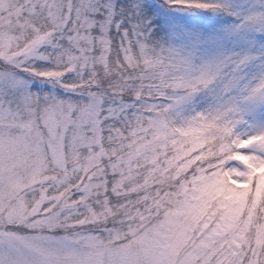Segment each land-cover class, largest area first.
Listing matches in <instances>:
<instances>
[{
	"label": "snow or ice",
	"instance_id": "6c2138e0",
	"mask_svg": "<svg viewBox=\"0 0 264 264\" xmlns=\"http://www.w3.org/2000/svg\"><path fill=\"white\" fill-rule=\"evenodd\" d=\"M0 264H264V0H0Z\"/></svg>",
	"mask_w": 264,
	"mask_h": 264
}]
</instances>
